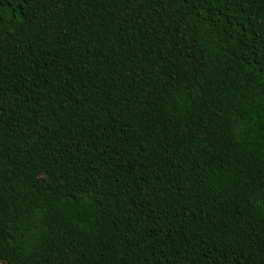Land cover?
I'll use <instances>...</instances> for the list:
<instances>
[{
	"label": "trees",
	"instance_id": "trees-1",
	"mask_svg": "<svg viewBox=\"0 0 264 264\" xmlns=\"http://www.w3.org/2000/svg\"><path fill=\"white\" fill-rule=\"evenodd\" d=\"M0 264H264V0H0Z\"/></svg>",
	"mask_w": 264,
	"mask_h": 264
}]
</instances>
